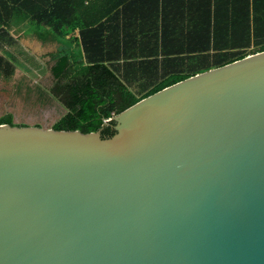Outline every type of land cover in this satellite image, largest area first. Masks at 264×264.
Returning a JSON list of instances; mask_svg holds the SVG:
<instances>
[{
    "label": "water",
    "instance_id": "1",
    "mask_svg": "<svg viewBox=\"0 0 264 264\" xmlns=\"http://www.w3.org/2000/svg\"><path fill=\"white\" fill-rule=\"evenodd\" d=\"M112 120L0 123V264H264V50Z\"/></svg>",
    "mask_w": 264,
    "mask_h": 264
},
{
    "label": "trees",
    "instance_id": "2",
    "mask_svg": "<svg viewBox=\"0 0 264 264\" xmlns=\"http://www.w3.org/2000/svg\"><path fill=\"white\" fill-rule=\"evenodd\" d=\"M29 22L57 41L52 92L66 108L54 129L100 131L165 86L264 50V0H0V51ZM14 72L0 53V74ZM12 124V114L0 116Z\"/></svg>",
    "mask_w": 264,
    "mask_h": 264
},
{
    "label": "rangeland",
    "instance_id": "3",
    "mask_svg": "<svg viewBox=\"0 0 264 264\" xmlns=\"http://www.w3.org/2000/svg\"><path fill=\"white\" fill-rule=\"evenodd\" d=\"M19 26V27H17ZM17 29H21L26 33L32 32L34 28L31 23L25 21L14 25ZM11 46L1 48L4 56L12 58L13 64L26 71L29 66L26 61L18 57L12 52ZM31 63H35L33 59ZM42 72L44 78L41 86L33 81V78L26 77V75L13 74L4 78L0 74V116L7 110L14 112L15 121L20 124H42L44 127H50L58 120L65 110L49 96V89L52 88V78L49 71ZM40 83V82H39Z\"/></svg>",
    "mask_w": 264,
    "mask_h": 264
},
{
    "label": "crops",
    "instance_id": "4",
    "mask_svg": "<svg viewBox=\"0 0 264 264\" xmlns=\"http://www.w3.org/2000/svg\"><path fill=\"white\" fill-rule=\"evenodd\" d=\"M13 26L10 29V33L16 39V43L11 46L10 50H12V52L16 54L18 57L26 61V64L29 66V69L24 71L20 67H17L16 65H14V73L17 75L25 74L26 77L33 78V81L38 83V86H41L42 85L41 82H43L44 80V78L42 77L43 71H45V73L46 71H49L50 77L52 78L53 76L51 73V67L53 66L55 62L54 55L59 50L60 43H58L57 41H52V40H48V41L42 40L34 32L26 33L25 31L21 29H17V27L19 26L17 27H13ZM5 48H7V46H5ZM33 59L35 60V63L32 64L31 61ZM52 81H53L52 82L53 84L55 82L54 77ZM62 109L64 110L63 107ZM65 112L66 110L64 111L63 114H65ZM5 113H11L12 120L14 122H17L15 121L13 111L7 110ZM3 114H1V116Z\"/></svg>",
    "mask_w": 264,
    "mask_h": 264
},
{
    "label": "flooded vegetation",
    "instance_id": "5",
    "mask_svg": "<svg viewBox=\"0 0 264 264\" xmlns=\"http://www.w3.org/2000/svg\"><path fill=\"white\" fill-rule=\"evenodd\" d=\"M49 96L51 97V98H53V100H55L56 102H58V100L55 98V96H54V94H53V92H52V88H50L49 89ZM59 103V102H58ZM60 104V103H59ZM61 105V104H60ZM62 106V105H61ZM63 108H64V110H66V108L64 107V106H62ZM27 124V123H26ZM22 125H24V124H22ZM35 125H41L40 123H37V124H35ZM114 129V128H113Z\"/></svg>",
    "mask_w": 264,
    "mask_h": 264
}]
</instances>
